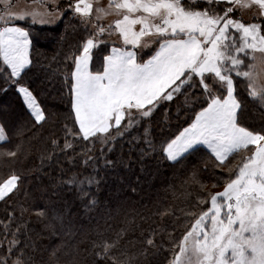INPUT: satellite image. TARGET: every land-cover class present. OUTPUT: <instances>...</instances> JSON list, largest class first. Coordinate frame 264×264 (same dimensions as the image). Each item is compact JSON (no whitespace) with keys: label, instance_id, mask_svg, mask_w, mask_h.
Masks as SVG:
<instances>
[{"label":"snow or ice","instance_id":"obj_1","mask_svg":"<svg viewBox=\"0 0 264 264\" xmlns=\"http://www.w3.org/2000/svg\"><path fill=\"white\" fill-rule=\"evenodd\" d=\"M108 8L118 18L110 25H98L78 54L67 58L71 61L64 80L68 111L59 114L66 122L64 150H74L77 142L92 145L99 140L111 151L110 141L142 127L143 132L129 141L141 159L155 156L171 165L203 159L201 171L211 167L214 183L224 179V186L209 194L205 210L184 232L170 264H264V126L250 128L241 122L245 80L248 98L264 106V85L258 86L251 72L242 70L245 58L254 60V53L264 54V0H109ZM242 9L254 10L250 22L237 15ZM68 10L79 14L82 22L92 21L88 0H74L63 12ZM95 11L96 20L107 14L100 7ZM0 19L10 22L0 27V95L14 91L28 116L42 125L54 114H46L38 102L36 92L42 91L41 86L33 88V82L25 80L33 72L32 54L41 37L31 32L26 14L8 12ZM113 35L121 46L109 39ZM173 105L176 120L186 125H176L177 132L170 131ZM162 109L169 122L153 126L152 118ZM181 113L187 119L181 121ZM4 114L5 108L0 107V115ZM5 127L0 125V140L5 139ZM241 150L250 155L235 170L216 171ZM101 158L105 167L114 163L103 152ZM96 159L88 157L85 163ZM87 179L89 185L98 183ZM18 181L15 174L3 179L0 199H10L18 191ZM68 183L76 181L72 178ZM15 236L0 264H7L20 248ZM147 244L154 246V239ZM111 247L105 245L102 255L107 256ZM31 262L21 249L13 264Z\"/></svg>","mask_w":264,"mask_h":264},{"label":"trees","instance_id":"obj_2","mask_svg":"<svg viewBox=\"0 0 264 264\" xmlns=\"http://www.w3.org/2000/svg\"><path fill=\"white\" fill-rule=\"evenodd\" d=\"M73 1L58 2L56 9H66ZM61 16L49 26L27 22L33 35L41 38L35 41L33 72L25 80L33 82V88L41 86L42 91L36 92L38 102L46 114H54L52 118L36 125L14 91L0 95V107L5 108L0 125H6L5 140L0 142V182L13 174L19 176L18 191L10 199H0V259L8 256L15 233L20 248L7 264H13L21 249L32 258L31 264H161L162 247L184 223L195 221L205 210L212 189L225 180L214 183L211 167L201 171L203 159L175 165L155 156L141 159L129 141L143 132L142 127L110 141L111 151L99 140L92 145L77 142L74 150H64L66 122L59 114L68 111L64 80L71 61L67 58L78 54L79 46L96 27L82 22L71 10ZM17 24L24 26L25 22ZM253 65L264 85V63L254 59ZM242 96L246 108L241 122L250 128L264 126V106L248 98L247 92ZM172 112L170 131L177 132L176 125H186L176 120L175 105ZM184 119L187 116L181 113V121ZM161 122H169L163 109L151 121L153 126ZM67 139L72 142L70 136ZM9 151L16 155L8 156ZM102 152L114 162L111 167L104 166ZM243 152L232 156L226 168ZM88 157L97 159L85 163ZM230 170L216 171L228 174ZM89 177L98 183L89 185ZM72 178L76 183L70 185ZM84 193L90 194L85 197ZM150 238L154 246L147 244ZM105 245L112 246L107 256L102 255Z\"/></svg>","mask_w":264,"mask_h":264},{"label":"rangeland","instance_id":"obj_3","mask_svg":"<svg viewBox=\"0 0 264 264\" xmlns=\"http://www.w3.org/2000/svg\"><path fill=\"white\" fill-rule=\"evenodd\" d=\"M65 0H0V16L5 15L8 12L15 13L17 15L19 14H26L28 15V23L32 24V14L34 13L36 15V23L35 25L38 26H49L52 25L54 22H56L58 19H53V17H61L63 14V10L65 9H56V6L59 3L63 2ZM89 3L93 6V11L91 13L92 15V21L89 22L93 27H97L98 25L107 26L112 24L114 19L118 18L115 13L108 8L109 0H88ZM115 2V0H113ZM74 3V1H73ZM100 7L102 9L107 10V14H102L101 18L99 20H96V8ZM67 9V8H66ZM254 10L250 9H242L238 10L237 15L242 16L244 21L251 20V17L253 15ZM72 12V11H71ZM74 16L78 17L79 19H82L79 14H75L72 12ZM43 19L45 21L44 24H41L39 21ZM48 21H51L50 23ZM94 21V23H93ZM24 21H16V23H21ZM6 23L3 19H0V26ZM137 30L139 26H136ZM109 39L116 41V44L121 45V42L117 40V37L115 35L109 37ZM146 38H142V40H145ZM148 47H153V45L149 44ZM261 63H264V54H261L259 52L254 53ZM248 62V64L245 63V66L242 70L244 71H250L251 75L254 79V82L260 86V79L257 76L256 70L253 65V60L245 58ZM251 65V68H248V65ZM245 83V89H241L242 93H246V85L247 81H244ZM251 147V146H250ZM245 155H250V152H243L242 156L238 155L233 158V164L231 167H224V171L229 170L231 168L232 170L236 169V166L239 165L242 162V159ZM229 172V171H228ZM224 186V183L222 185H219L212 189V193L222 191ZM194 223V222H193ZM192 223H184L180 231L176 233L173 236L172 241L166 245L165 247H162L163 253H164V259L161 262V264H170V262L174 259V252L179 251V240L182 239L184 232L191 227ZM177 239V240H176Z\"/></svg>","mask_w":264,"mask_h":264},{"label":"crops","instance_id":"obj_4","mask_svg":"<svg viewBox=\"0 0 264 264\" xmlns=\"http://www.w3.org/2000/svg\"><path fill=\"white\" fill-rule=\"evenodd\" d=\"M9 23H6V24H3L1 25L0 27H5V26H8ZM116 46H121L119 44H116ZM130 47V46H129ZM147 58V57H146ZM102 60V58H100ZM5 140V139H4ZM4 140H0V142H3Z\"/></svg>","mask_w":264,"mask_h":264}]
</instances>
